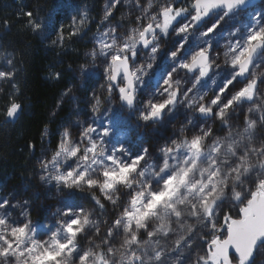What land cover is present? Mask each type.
<instances>
[{"label": "snow or ice", "instance_id": "6c2138e0", "mask_svg": "<svg viewBox=\"0 0 264 264\" xmlns=\"http://www.w3.org/2000/svg\"><path fill=\"white\" fill-rule=\"evenodd\" d=\"M0 19V128L31 39L63 85L0 176V264H264V0H23ZM66 101L71 107L65 111Z\"/></svg>", "mask_w": 264, "mask_h": 264}, {"label": "trees", "instance_id": "16d2710c", "mask_svg": "<svg viewBox=\"0 0 264 264\" xmlns=\"http://www.w3.org/2000/svg\"><path fill=\"white\" fill-rule=\"evenodd\" d=\"M33 0H23L24 4H31ZM72 3L74 0H66ZM88 4L97 5L98 0H86ZM21 0H0V19L8 17L14 22V41L23 44L30 37L26 32H18L21 27L15 23V12L18 10ZM29 47L28 63L25 67L24 83L25 93L30 108L21 117L14 128H0V176L9 177L14 184H19L22 177L30 170L28 151L25 148V140L33 136L38 128L48 120L49 113L54 109L55 102L63 85L50 84L44 79V73L48 64L53 61L55 53L45 48L36 39H31ZM2 119V117H0Z\"/></svg>", "mask_w": 264, "mask_h": 264}, {"label": "rangeland", "instance_id": "374dc122", "mask_svg": "<svg viewBox=\"0 0 264 264\" xmlns=\"http://www.w3.org/2000/svg\"><path fill=\"white\" fill-rule=\"evenodd\" d=\"M71 107V101H66L65 111Z\"/></svg>", "mask_w": 264, "mask_h": 264}]
</instances>
